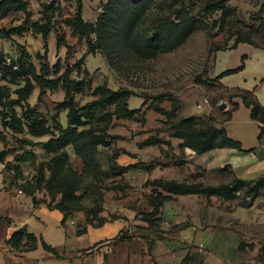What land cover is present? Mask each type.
Returning <instances> with one entry per match:
<instances>
[{
    "label": "rangeland",
    "instance_id": "obj_1",
    "mask_svg": "<svg viewBox=\"0 0 264 264\" xmlns=\"http://www.w3.org/2000/svg\"><path fill=\"white\" fill-rule=\"evenodd\" d=\"M78 1L25 0L22 8L11 7L4 17H0V34L6 35V37L0 36V51L7 48V53H9L7 56H11L15 61L23 55V59L28 60V63L39 71L42 63L38 54L45 55L44 42L42 35L34 33L33 28L36 24L42 25L51 20L47 54L49 64L54 66L60 62L61 65H65L69 49L72 63L84 59L80 78L85 79L87 86L82 93L74 95L75 106L82 107L97 99L93 96L92 89H89L90 82L93 88L106 85L113 91L123 89L134 93L129 106L131 109L140 111L134 119H115L111 116L115 107H111L107 111L95 110L94 116L87 121L89 125L86 128L92 127L101 133L108 131L110 136L116 137L114 140L110 139L109 147H99V159L103 171L109 170L110 159L113 158L118 165H126L137 160L138 163L157 165L156 169L176 172L175 175H179L178 177L187 173L186 169L190 170L185 166V159L188 155L183 153L178 155L174 152L175 146L172 143L176 145L178 140L170 137L174 133L173 126L189 117L212 122L214 127L223 124L224 119L220 117V112L225 115L227 111L234 108V103L241 99L238 97L240 94L236 88L228 89L219 84L218 76L226 70L239 67L244 54L250 56L245 70L227 76L224 84L254 91L258 99L264 103V0L228 1L226 5L235 14L229 26L226 27V32H221L219 28L221 12L204 11L206 2L209 0H196L191 4L184 0V8L203 20H201L199 29L182 46L154 59L126 57L121 61L117 60L119 57L116 56L111 58L110 63L103 52L92 54L85 44L78 45V38L72 34L70 20L75 15ZM104 1L106 0H82L86 22L96 23ZM138 1L140 0H133V2ZM165 4H168L166 0H153L150 5L151 14L145 27L150 25L153 15L157 17L158 14H162L161 9H166ZM237 37L250 38L256 46L240 44L238 48L240 46L247 48L229 50ZM58 39L61 40L60 47L57 44ZM213 42L223 51L210 53ZM252 48L255 50H251ZM245 56L248 59V56ZM58 76L53 78L57 79ZM73 78L78 79L77 73L73 74ZM15 89L10 87L13 92ZM38 95L39 90L37 89L30 99L31 105L38 107L40 113L50 120L53 119L56 113L55 108L65 101V93L48 94L43 102H38ZM198 102L205 103L203 109L197 110ZM220 106H225V109L220 110ZM61 117L62 115L60 119ZM50 124L52 125L53 122ZM251 127L256 131V125H251ZM247 130V144H249V141L255 140V134L252 135L250 128ZM27 138L32 139L35 145L22 148L20 139ZM48 138L15 136L6 132L5 141L2 142L11 151L9 157L13 159V163L16 155H23L25 151L32 152V157L20 164L22 177L18 175L16 176L18 179L14 181L12 177L14 174L7 173L9 183H13L12 186L16 189L21 190L24 182L36 175L38 166L50 160V156L42 148V144ZM150 139H157L161 143L142 148V145ZM234 151L239 154V151ZM68 152L71 155L73 168L82 172L81 161L75 156L71 147L68 148ZM262 156H264V151ZM217 157L220 160H216ZM208 158L213 159L215 170L206 174L204 166L207 165V158L201 157L202 165H196V175L193 174L191 178L190 175L183 176L185 179L181 181L195 178L197 187H203L206 184L222 186L233 185L241 176L239 173L240 176H238L235 171V165L228 162V160L235 159L232 155L224 157L222 151L217 150ZM179 159L185 164L184 166L179 167L173 164L172 160ZM197 159L199 160L200 157ZM192 161L194 163V160ZM238 161V167L245 174L240 180L246 183L241 186V188L245 187L244 191L237 194L235 199L226 201L222 198L216 200L201 196L178 197L165 201L167 203L159 223H169L176 219L179 223L174 227L176 232L190 227L195 235L203 234L204 237L215 234L219 237V241L214 245L213 263H209V255H200L187 264H221L222 261L224 264H264V164L257 165L255 158L251 155H242ZM152 176L158 178V171ZM131 182L137 183L138 178L129 179L127 175L118 178L106 174L97 177L83 175L75 185L76 199L68 210V228L71 230L74 228L78 232L92 227L89 224L91 220L94 221L93 223H99L101 217L108 222L115 220L112 214L105 210L96 220L95 212L102 207L100 202L103 198L104 201L114 200L113 189H118L120 192L130 190ZM193 183L192 181L191 184L195 187ZM180 184L192 187L187 182ZM153 187L152 185L143 187L145 193L141 197V206L143 203H148L147 197ZM54 193L56 194V191ZM54 193H51L44 184L41 193L38 194L51 200V195ZM61 199V194H57V201ZM172 208H175V211H172ZM138 216H142L141 209L137 212V218ZM71 221L76 225L72 226ZM124 223H130L128 218L124 220ZM165 227L168 231L167 226ZM132 230L135 232L134 229ZM150 230L153 229L150 228ZM123 231L129 234L130 226L128 228L125 225ZM199 248L201 249L200 246Z\"/></svg>",
    "mask_w": 264,
    "mask_h": 264
},
{
    "label": "trees",
    "instance_id": "obj_2",
    "mask_svg": "<svg viewBox=\"0 0 264 264\" xmlns=\"http://www.w3.org/2000/svg\"><path fill=\"white\" fill-rule=\"evenodd\" d=\"M25 0H3L0 2V17L10 11V8L15 6L16 9L22 8ZM166 9L162 8L161 13L157 17L152 18L150 25L146 23L150 17V5L153 0H109L101 6V11L98 15L95 24L88 23L84 20L83 12L84 5L82 0H79L76 7V12L70 27L72 34L78 38V45L85 44L88 51L92 54L103 52L109 63L111 58L119 57L117 60L123 61L126 57L139 59H154L163 53L173 51L182 46L190 36L199 29L201 20L191 11L184 8V0H166ZM196 0H187L189 4ZM230 0H209L206 2L204 11L221 12L219 20V28L221 32H226V27L229 26L232 16L235 12L230 9L226 3ZM179 5V6H177ZM181 5V6H180ZM206 16V13H204ZM51 20L42 25H34V33L41 34L44 42L45 55L38 54L41 60L40 70H36L28 60L22 57L16 61L19 70L14 71L10 66H7L0 61L2 72V81L8 82L11 85L18 86L13 97L12 92L7 86L0 85V119L4 132H10L13 135H26L32 138L49 139L42 144V148L46 154L50 156V160L46 163H41L38 166L36 175L29 181H25L21 191L28 196L33 197L35 207L40 203H47L51 209L59 210L63 213V226H66L69 219V209L71 204L76 199L77 181L83 175H92L97 177L101 174L109 175L113 178L124 177L128 172H151L157 168V165H147L144 162L131 166H119L116 160L110 159V168L108 171H103L101 161L99 159V147H109L110 141L116 137L110 136L107 133L98 132L92 127L86 128L88 120L95 113V110L101 109L107 111L111 107L115 110L111 113L112 117L117 120H132L140 112L139 109L131 110L129 108V100L134 93L129 90L113 91L106 85H100L93 88L90 82L89 89H92V94L97 99L82 107H77L74 104V95L82 93L87 83L85 79H81L84 59L71 62L72 55L70 49L68 51L65 65L58 62L51 66L47 60L49 49V36L51 34ZM145 25V26H144ZM0 36L6 37L4 33ZM236 36V35H235ZM58 46H61V40L57 41ZM240 44L255 45L250 38H239L229 50H236ZM256 46V45H255ZM223 51L216 43H211L210 53ZM247 57L241 58V65L235 69L226 70L218 76V82L227 76L238 74L245 69ZM77 73L78 79L73 78V74ZM59 75V76H58ZM54 76H58L54 79ZM35 89L39 90L38 102H43L48 92L55 93L63 91L65 93V101L59 103L55 108V115L51 121L46 115L39 112L38 107H32L29 99ZM240 95L243 105L251 109V118L260 124L259 142L264 137V106L259 101L256 92L236 88ZM239 104L234 103V108L225 113L226 121L230 120L232 112L237 110ZM62 112H67V126L64 127L58 120ZM53 122L51 125L50 123ZM174 133L170 135L173 139H179L181 149H190L196 155H203L216 149L229 148L242 153H252L254 149L244 151L240 142L231 139L226 130L214 127V124L196 117L183 119L173 126ZM111 139V140H110ZM0 140L5 141V136L0 133ZM161 142L157 139L146 141L143 146L159 145ZM22 148L29 145H35L32 139H20ZM71 147L74 154L81 160L83 171L79 173L73 168L71 156L68 148ZM11 155L8 147L0 151V162H5L6 158ZM32 157V152L25 151L23 155H16L13 162H6L4 172L13 173V180H17L18 175L22 177L20 164ZM176 166L183 165L182 160H172ZM159 167V166H158ZM12 181V182H14ZM245 181L236 179L233 185L222 186H203L195 187L183 186L177 182H154L155 187L161 188L167 193L175 196L200 195L209 198L217 197L226 201L236 198L237 194L244 191ZM13 183H11L12 185ZM56 194L51 195V200H37L36 195L41 193L43 186ZM183 186V187H182ZM58 191V192H57ZM157 189L155 193H157ZM57 194H61V200L57 201ZM153 212L145 215L143 218L154 227L156 221L161 220V207L164 202L172 199L170 196H164L158 193L155 197H151ZM103 202V201H102ZM102 202L101 206H102ZM104 212V208L99 207L95 212L96 220L100 213ZM114 219L117 217L112 215ZM93 228L102 227L108 221L104 218H99V223L89 221ZM87 229L78 231L80 236ZM127 232L121 231L113 241L115 243L126 242L130 240L127 237ZM7 245L17 254L35 251L39 245V239L33 233H30L26 228H22L14 233L12 238L7 242ZM43 248L60 257L57 251L42 241ZM186 261V259H185Z\"/></svg>",
    "mask_w": 264,
    "mask_h": 264
},
{
    "label": "crops",
    "instance_id": "obj_3",
    "mask_svg": "<svg viewBox=\"0 0 264 264\" xmlns=\"http://www.w3.org/2000/svg\"><path fill=\"white\" fill-rule=\"evenodd\" d=\"M2 1L3 0H0V2ZM108 1L109 0L104 1V4ZM241 47L245 46H240L238 49ZM251 50L255 49L252 48ZM8 54L7 48H5L4 51H0V61H3L4 63V58ZM244 55L248 56V59L246 60V62H248L250 56L248 54ZM225 78L220 80V84L225 88H241L238 86H225ZM0 85L7 86L9 89L10 87H14L16 88L14 92L19 89L18 86H14L8 82L2 81L1 68ZM36 90L37 89H35L34 92ZM10 91L12 92L13 97L16 98L14 92L12 90ZM34 92L32 93L30 99L32 98ZM58 92L64 93L63 91ZM48 94L53 93L48 92L47 95ZM30 99L29 103L31 104ZM236 102L239 104V107L237 110L232 112L230 120L226 121L225 115L220 112V117H223L224 121L223 124H219L220 126L216 127H223L231 139L241 143L242 149L244 151L254 149V152H238L239 154H237L233 149L222 148L196 156V154L188 148L184 150L181 149L179 145L182 141L177 139L178 142L175 143L176 145L172 143L173 146H175L174 152L178 155H181L182 153L188 155L187 159H185L186 165L183 164L179 167L185 165L186 167H189L190 170L186 169L187 173L182 174L180 177H178L179 175H175L176 172H172L171 170L167 169L162 170L161 168L155 169L152 172H128L126 175L129 177V179L138 178V182H131L132 188L130 190H125L124 192H120L118 189H113L112 191L115 195L114 200L109 199L110 201H104L103 198L102 202L105 212L107 211L109 214H112L117 218L112 222L105 223L99 228L88 227L86 232L80 236L77 234L74 228L72 230L69 229L67 224L66 226H63V213H61L59 210L49 208L47 203H40L37 207H35L33 197L28 196L9 183L7 178L8 174L4 172V168L5 163L13 162V159L8 156L5 162H0V264H187L188 262L191 263L197 256L200 255H209V263H213V253L215 248L214 245L217 243V241H219V237H216L215 234H209V236L206 235L204 237L203 234L200 236L195 235V232L191 231L192 228L190 227L176 232L174 227L179 225L176 219H174V221H169V223H159L161 220L156 221L154 223V227H152L151 224L153 223L147 222L143 217L153 212V205L150 202L152 200L151 197H155L158 193H162L164 196H170L172 199L178 198V196L167 193L161 188L155 187L153 185L154 182H187L191 184L193 181L195 183V178L188 181L181 180L185 179H183V176L185 177L186 175H190L191 178L193 174L194 176L196 175V165H202L201 157L207 158V165L204 166L206 174L215 170L213 167V159L208 158L209 156L213 155L214 151L221 150L224 157L232 155L235 158L233 160H228V162L235 165V171H237V174L239 173L241 175L240 176L238 174V176H240L238 179L245 175L244 172H241L240 167H238V159L242 155L253 156L257 162V165L264 164V156H262V152L264 151V137L262 141L259 142L260 124L251 118V109L245 107L241 101ZM260 102L264 106V103L262 101ZM31 106L35 107L33 105ZM39 112L41 111L39 110ZM67 114V112H62L60 114L62 115L61 119L59 115V121L64 127L67 126ZM251 125H256V131L255 128L252 129ZM248 128L251 129L250 132L252 135L255 134V140L249 141V144H247ZM0 133H3L4 136L6 135V132H4L1 124V119ZM144 147L150 146H143L142 148ZM4 149L5 144L0 140V151H3ZM197 157H200V159L198 160ZM192 160H194V163ZM216 160H220V158L217 157ZM134 164H138L137 160H133L126 165L119 166H131ZM157 171L159 173V177H153L152 175ZM140 175L142 176L140 177ZM145 185H152L154 187L147 197L148 203H143V206H141V197L142 194L145 193L143 188ZM208 185L214 186L211 184H206V186ZM156 189L158 190L157 193H155ZM41 196L42 195L37 194V200L40 201L47 199ZM180 197L192 198L201 196L190 195ZM211 199L217 200L220 198L212 197ZM166 203L167 202H165L161 207V214L159 216L162 215ZM139 209H141L142 216H138L137 218V212ZM174 209L175 208H172V211H175ZM127 218L130 223L125 224L124 220ZM140 218H142V220H140ZM125 225L128 226V228L129 226L131 228V232L127 234V237H130V240L126 242L115 243L113 238H115L118 234H120L121 231L124 230ZM165 226H167L168 231L166 230ZM22 228H26L30 233L35 234L39 239V245L35 251L17 255L10 248V246L7 245V242L12 238L16 231ZM150 228L153 230H150ZM154 228L156 229L154 230ZM132 229H134L135 232ZM143 232H147V234H143ZM169 232H172V234ZM42 241L53 247L60 257H57L46 251L42 246ZM221 264H224V261H222Z\"/></svg>",
    "mask_w": 264,
    "mask_h": 264
},
{
    "label": "built area",
    "instance_id": "obj_4",
    "mask_svg": "<svg viewBox=\"0 0 264 264\" xmlns=\"http://www.w3.org/2000/svg\"><path fill=\"white\" fill-rule=\"evenodd\" d=\"M4 64L7 65V66H10L14 71L19 70L18 64L16 63L15 60H13V58L11 56H5ZM204 106H205V103H199L198 102L197 103V110L203 109ZM70 223H71L72 226L76 225L73 221H71Z\"/></svg>",
    "mask_w": 264,
    "mask_h": 264
},
{
    "label": "water",
    "instance_id": "obj_5",
    "mask_svg": "<svg viewBox=\"0 0 264 264\" xmlns=\"http://www.w3.org/2000/svg\"><path fill=\"white\" fill-rule=\"evenodd\" d=\"M225 109V106H220V110H224Z\"/></svg>",
    "mask_w": 264,
    "mask_h": 264
}]
</instances>
